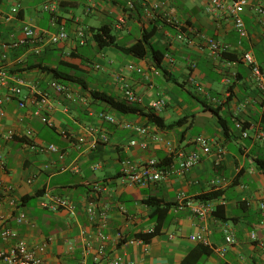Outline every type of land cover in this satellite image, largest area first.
<instances>
[{
	"label": "crops",
	"instance_id": "1",
	"mask_svg": "<svg viewBox=\"0 0 264 264\" xmlns=\"http://www.w3.org/2000/svg\"><path fill=\"white\" fill-rule=\"evenodd\" d=\"M127 1L62 0L54 24L45 0H0V62L8 74L9 85L19 76L24 78V94L29 99L25 108L10 101L4 107L5 116L0 118V182L4 187L0 188L4 194L0 201V231L3 227L17 231V237L10 241L3 240L0 234V250L8 249L18 238L31 247L48 241L41 264H96L99 217L92 221L86 212L88 204L94 202L98 209L109 205L108 222L101 229L109 237L103 264H110L108 259L117 254H125L123 264H181L200 244L191 239L193 234L206 231L214 246H227L223 230L226 223L235 242L227 246L224 255L209 247L211 253L202 254L201 263L264 264V250L250 239L252 230L264 238V211L260 207L264 204V138L255 137L258 130H264V92L257 87L250 67L242 59L243 53L251 50L264 66V17L256 10L263 0H248L241 13L249 32L243 38L231 13L209 11L205 0H158L155 18L144 15L145 0H132L136 5L132 12L127 9ZM13 7H18L16 14L12 13ZM169 16L185 23L186 28L196 27L215 38L227 46V51L221 56L212 54L203 39L190 31L178 38L179 29L174 21L167 20ZM103 24L112 28L117 43L98 48L92 31ZM26 25L49 31L62 25L70 37L57 44L9 46L23 34ZM81 26L88 29L84 44L76 37ZM151 30L149 42L175 59L173 64L162 60L161 74L153 72L157 65L150 51L139 57L125 50ZM192 62L196 63L194 67ZM128 63L145 67L153 85L137 71L123 68ZM51 69H56L61 77L54 76ZM228 74L232 75V82L225 84L223 77ZM68 75L75 80L65 77ZM191 76L208 95L196 91ZM52 79L68 83L85 100L69 101L50 89ZM127 86L142 95V102L135 105L144 111H150L154 98L164 96L168 105L156 113L166 123L180 118L182 122L163 128L139 113L117 112L92 93L98 91L125 99L123 92ZM38 88L50 90L54 106L49 113L51 124L33 115ZM7 89L0 87V94ZM184 92L190 100L185 99ZM64 105L69 106L67 112ZM101 110L149 123L175 147L186 151L195 147L191 142L195 135L205 134L225 146L224 158L217 163L215 155L209 154L186 173H172L141 187L127 179L125 169L130 165L139 167L151 157L165 159L169 155L165 144L151 142L147 149L130 145L133 132L102 121L97 116ZM238 120L243 122L248 136H243L236 126ZM9 129L15 134L7 139L4 133ZM27 129L33 131L30 138L24 135ZM102 133L107 134L108 140L100 141L95 150L87 148V143L78 145L79 136H85L89 142L94 134ZM48 142L66 152L65 157L29 145ZM176 160L173 157L172 161ZM96 164L98 167L94 168ZM98 184H106L108 189L98 191ZM46 190L70 198L76 214L40 207L39 196ZM212 191H219V195L211 199L214 209L205 218L196 216L189 206L178 201L180 192L199 200L198 195ZM149 197L171 203L166 223L146 243L132 244L129 237L150 232L155 226L150 216L154 206L145 201ZM11 199L18 204H11ZM217 206L225 217L215 212ZM122 209L127 210L128 216ZM20 212L26 213L27 221L17 222ZM119 229L124 230L123 238L117 236Z\"/></svg>",
	"mask_w": 264,
	"mask_h": 264
},
{
	"label": "built area",
	"instance_id": "2",
	"mask_svg": "<svg viewBox=\"0 0 264 264\" xmlns=\"http://www.w3.org/2000/svg\"><path fill=\"white\" fill-rule=\"evenodd\" d=\"M48 10L51 12L52 22L57 24V8L58 4L62 0H45ZM248 4V0H205L206 9L209 11H222L227 10L231 13L235 21V28L241 38L248 37L249 32L245 26L241 13L244 11L245 7ZM127 9L132 12L136 9V5L132 0L127 1ZM159 2L158 0H145L143 4V13L148 18H155L158 15ZM12 13L16 14L18 12V7H13ZM256 10L264 17V0L256 6ZM168 21H174L179 29L178 38H184L186 32L190 31L196 36L203 39L207 44L211 53L214 55L221 56L225 51H227V46L222 45L215 38L205 34L204 32L199 31L196 27L188 26L186 28L185 23L173 18L168 17ZM88 29L84 26H81L77 29L76 37L80 44H84L87 39ZM70 37L69 32L65 29L64 26H58L57 30H41L37 29L31 25H26L23 28V34L12 40L9 43V46L13 48H18L25 45H35V44H57L61 41H64ZM39 51V50H37ZM244 62L250 67L252 79L256 83L257 87L264 92V66L257 62L253 52L251 50L245 51L242 55ZM163 60L169 64H173L175 59L170 54H166L163 57ZM163 62V61H162ZM195 62L191 63V66L194 67ZM128 71H137L140 73L151 86L153 82L151 80V75L148 73L147 69L143 66L136 65L134 63H128L124 66ZM163 66H155L153 68L154 74H161L163 72ZM190 81L195 85L196 91L201 95H208L204 86L194 77H190ZM223 82L225 84H230L232 82V75H225L223 77ZM26 82L24 78L17 77L13 85L8 84V74L3 68L0 62V87H7V91L0 94V118L5 116V105L10 101H16L19 108H25L28 104V97L24 94V86ZM49 88L62 94L69 101H77L79 98L85 100L81 96L79 97L74 89L66 82L59 81L57 79H52L49 82ZM37 104L33 109V115L37 116L43 123L51 124V119L49 113L54 109L53 103L51 101V94L49 89L38 88L36 91ZM124 98L128 103H140L142 102V95L139 94L133 88L127 86L124 89ZM168 105V101L164 96L158 95L150 104V110L154 112H159L163 110ZM64 111L69 110L68 105L63 106ZM98 118L102 121L109 124L129 129L133 132V136L129 140V144L132 146H138L141 149H147L151 142L153 143H164L169 155L177 158V160L171 161L167 165H161L160 160L156 157L149 158L139 167L130 165L125 169L127 179L136 183L141 187H147L152 183L160 181L172 173L183 174L199 164L201 159L204 156L209 154H214L216 157V162L220 163L225 154V146L222 143H215L214 139L205 134L199 133L195 135L191 142L195 145L194 148L186 151L183 148L175 147L174 143L166 139L163 135L154 131L149 123H140L137 121L123 119L115 114V112L101 110L97 112ZM236 126L242 131L243 136H248V131L244 127L242 121H236ZM92 131V128L90 129ZM15 131L9 129L4 133V137L7 139L13 138ZM26 137L30 138L33 135L31 129H27L25 134ZM255 137L264 138V130H258L255 133ZM108 136L106 133H102L99 136L95 134L92 136V139L87 142L85 136H79L77 138L78 145L87 143V148L95 150L98 147L100 141H107ZM31 148L46 151V152H55L59 154L60 158H64L66 152H63L56 144L48 142L41 144H29ZM98 164L94 165V168H97ZM31 181V179L29 180ZM3 187L2 182H0V188ZM4 188V187H3ZM2 188V189H3ZM98 191H106L108 189L106 184L96 185ZM3 193L0 192V201L3 199ZM178 201L180 203L189 206L192 212L201 218H205L207 215L212 213L214 209V203L211 199L209 200H193L186 196L184 192H180L178 195ZM11 204L17 205L15 199H11ZM38 205L42 208L49 209L51 211H58L61 209H66L71 215L76 214V208L73 201L59 193H53L49 190H46L42 195L39 196ZM260 207L264 211V204L261 203ZM108 209L109 205L105 204L102 208L98 209V206L94 202H90L86 207V212L90 220L95 221L97 215L99 219L96 220L98 223V246L94 253V261L96 264H103V261L107 257V245L106 241L108 240V235L104 233L101 229L107 225L108 222ZM122 211L128 216L127 210L122 209ZM264 219V218H263ZM18 223L27 221V215L25 212H20L18 217H16ZM223 230L225 232V242L229 246L235 242V238L232 232L229 229V225L226 223L223 225ZM151 229L150 231H152ZM1 237L5 241H10L12 238L17 237V231L13 228L3 227L0 231ZM117 236L123 238L124 230L119 229L117 231ZM191 239L203 244L208 247L214 248L220 255H224L227 251V246L217 247L214 246L210 235L208 232L203 231L191 235ZM250 239L257 241L260 247L264 250V238H262L258 231L252 230L250 232ZM128 242L132 244L146 243V240L142 237L136 235L129 237ZM48 241H44L41 244H38L35 247H31L24 239L18 238L14 244H12L8 249L0 250V264H41L43 262L42 253L47 247ZM88 245V242H86ZM72 247V245H71ZM110 264H123L126 262L125 254H117L113 258L108 259ZM131 263V262H130Z\"/></svg>",
	"mask_w": 264,
	"mask_h": 264
},
{
	"label": "trees",
	"instance_id": "3",
	"mask_svg": "<svg viewBox=\"0 0 264 264\" xmlns=\"http://www.w3.org/2000/svg\"><path fill=\"white\" fill-rule=\"evenodd\" d=\"M153 34L151 30L148 33H145L141 39L133 43L131 46L125 48L126 51L132 52L139 57H143L149 51L152 53L155 64L157 66H161L163 57L165 55L164 51L156 46H154L151 42H149V38ZM92 38L95 41V44L98 48H104L110 45H115L117 43L116 35L113 33L112 28L109 25L103 24L93 29ZM53 71L54 76L61 77L60 73L56 69H51ZM66 78H70L71 80H75L72 75L65 76ZM93 95L97 98H100L102 101H105L113 110L120 113H139L145 116L148 121L156 123L158 126L163 128H173L176 125L182 122V118L177 119L174 122L166 123L160 115L156 112L144 111L140 107L136 106L133 103H128L125 99H119L113 95L101 93L98 91H93ZM215 113H218L217 109H213ZM221 122L225 125L224 120L221 119ZM165 161V159H167ZM165 159L160 160L161 165L169 164L173 157L168 155ZM219 195V191H212L203 193L197 196L199 200H209ZM149 204L154 206L153 211L150 216L155 220V226L150 232H137L135 235L138 237L144 238L146 241H149L154 235L158 234L161 231V228L166 223V218L168 214V210L171 206L170 202H165L157 197H149L145 200ZM220 206H217L215 212L221 214L222 217H225L223 213H219ZM204 253H211V249L208 246L203 244H199L195 247L181 262V264H202L200 261L201 255Z\"/></svg>",
	"mask_w": 264,
	"mask_h": 264
},
{
	"label": "rangeland",
	"instance_id": "4",
	"mask_svg": "<svg viewBox=\"0 0 264 264\" xmlns=\"http://www.w3.org/2000/svg\"><path fill=\"white\" fill-rule=\"evenodd\" d=\"M184 95H185V99L186 100H190L191 99V97H190V95L188 93L184 92Z\"/></svg>",
	"mask_w": 264,
	"mask_h": 264
}]
</instances>
